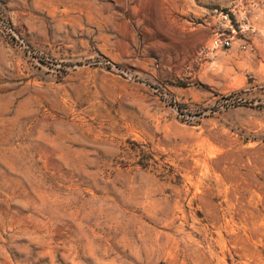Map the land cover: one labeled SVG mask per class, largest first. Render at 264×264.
Segmentation results:
<instances>
[{
    "label": "rangeland",
    "instance_id": "374dc122",
    "mask_svg": "<svg viewBox=\"0 0 264 264\" xmlns=\"http://www.w3.org/2000/svg\"><path fill=\"white\" fill-rule=\"evenodd\" d=\"M0 264H264V0H0Z\"/></svg>",
    "mask_w": 264,
    "mask_h": 264
},
{
    "label": "built area",
    "instance_id": "2783aa9c",
    "mask_svg": "<svg viewBox=\"0 0 264 264\" xmlns=\"http://www.w3.org/2000/svg\"><path fill=\"white\" fill-rule=\"evenodd\" d=\"M219 45L230 46L231 45V39L230 38H225V39L215 38L214 43H213V47L216 48Z\"/></svg>",
    "mask_w": 264,
    "mask_h": 264
}]
</instances>
